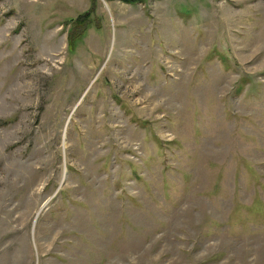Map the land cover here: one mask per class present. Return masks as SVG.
I'll return each mask as SVG.
<instances>
[{"label": "rangeland", "instance_id": "obj_1", "mask_svg": "<svg viewBox=\"0 0 264 264\" xmlns=\"http://www.w3.org/2000/svg\"><path fill=\"white\" fill-rule=\"evenodd\" d=\"M0 264H264V0H0Z\"/></svg>", "mask_w": 264, "mask_h": 264}, {"label": "trees", "instance_id": "obj_2", "mask_svg": "<svg viewBox=\"0 0 264 264\" xmlns=\"http://www.w3.org/2000/svg\"><path fill=\"white\" fill-rule=\"evenodd\" d=\"M124 1H127V2H134V1H138V0H124ZM80 35V33H78V35H75V38H73L71 41H74L75 40V42L81 37H79L78 38V36ZM70 45H71V43H70Z\"/></svg>", "mask_w": 264, "mask_h": 264}, {"label": "water", "instance_id": "obj_3", "mask_svg": "<svg viewBox=\"0 0 264 264\" xmlns=\"http://www.w3.org/2000/svg\"><path fill=\"white\" fill-rule=\"evenodd\" d=\"M36 219H37V217H36Z\"/></svg>", "mask_w": 264, "mask_h": 264}]
</instances>
